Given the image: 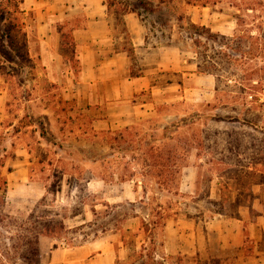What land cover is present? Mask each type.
Returning a JSON list of instances; mask_svg holds the SVG:
<instances>
[{"label": "rangeland", "instance_id": "obj_1", "mask_svg": "<svg viewBox=\"0 0 264 264\" xmlns=\"http://www.w3.org/2000/svg\"><path fill=\"white\" fill-rule=\"evenodd\" d=\"M88 2L24 0L26 15L31 12L34 18L29 21L35 31L29 35L28 48L35 68L32 73L25 68L24 93L10 91L0 79V90H5L0 94V159L5 162L0 171L8 187L5 213L18 221L33 212L41 219L62 222L59 236L40 238V264L50 239L64 249L106 241L115 250L114 264H208L212 259L230 264L239 252L252 262L264 250L263 118L245 110L240 94L226 97L222 90L216 92L214 76L196 66L198 56L189 42L152 46L157 36L168 32L162 24L170 18L165 10L145 19L147 29L134 13L127 20L125 15L127 35L114 16H108L119 50L148 36L147 44L137 46L129 58L130 71L145 75L148 81V88L136 98L141 108L136 106L133 116L128 107L123 109L130 126L151 131L155 138L169 126L171 131L176 129V138L190 141V146L182 157L177 193L160 189L153 180L140 203L135 182L117 179L124 162L132 161L131 155L117 162V167L111 165L116 173L111 181H103L107 162L102 163L98 153L108 147L93 137L103 129L96 122L95 107L87 105L90 89L81 81L76 53L71 54L72 30L85 25ZM173 5L192 22L209 28L218 41L233 35V12L225 4L202 7L176 1ZM132 17L139 27L128 28ZM54 29L60 33V47L37 32ZM172 35L173 40L178 38L176 24ZM198 39L205 41L203 36ZM199 50L203 62L208 45L202 43ZM225 67L221 62L219 70ZM26 110L36 126L29 123V116L24 118ZM39 116L46 117L55 145L49 136L40 135ZM18 122V131L13 132L12 125ZM122 124H114L111 131ZM140 154L132 163L137 171L142 167ZM157 212L166 215L164 227L149 235L141 219L158 221ZM6 231L0 226V264H8L14 256Z\"/></svg>", "mask_w": 264, "mask_h": 264}, {"label": "trees", "instance_id": "obj_2", "mask_svg": "<svg viewBox=\"0 0 264 264\" xmlns=\"http://www.w3.org/2000/svg\"><path fill=\"white\" fill-rule=\"evenodd\" d=\"M176 1L202 7H216L219 4H225L233 12L235 21L233 35L223 36L224 41H218L217 35L213 34L209 28L192 22L185 14L174 10L173 4ZM23 3L24 0H0V77L5 79L6 84L10 86V91L20 90L21 93H24L26 81L23 78L25 68H28L31 73L35 68L28 48L29 35L35 31L29 21L33 22L34 18L31 12L26 15ZM104 4L107 15L114 16L117 24L122 25L121 32L126 35L128 31L123 19L126 14L134 13L147 29L145 19L149 15L164 13L165 10L170 18L164 19L162 24L168 28V32L166 35L157 36V41L152 46H170L172 43L178 46L189 42L198 56L196 66L202 72H208L214 76L216 92L222 90L226 97H229L230 93L240 94L245 110L255 111L257 118L264 120V0H104ZM171 21L177 25L179 35L176 40L172 37L173 24ZM202 36L205 38L202 43L205 47L208 45V56L203 54V62L199 60L202 54L199 48L202 43L198 39ZM147 40L146 35L145 44ZM71 45V54L75 55L73 39ZM121 51L131 58L134 54V47L129 42V45L122 47ZM215 51L220 54L217 56ZM221 62L226 63V69L219 70ZM140 74L131 71L132 76H140ZM220 83L222 88H219ZM26 116H29V123L36 126L32 122V115L27 110L24 118ZM38 118L43 121L40 135L49 136V142L55 145L56 142L51 138L47 128L46 117L39 116ZM19 124L18 122L13 126V132L18 131ZM175 130L171 131L169 126H165L162 128L161 135L156 138L151 131H137L131 126L116 131L96 132L93 137L98 138L108 147V151L98 153V156H102V163L107 162L101 179L105 182L111 181L116 173L114 168L111 169V165L117 167V162L131 155L132 161H126L123 164L122 174L119 173L117 177L119 181H134L135 190L138 187L142 188V196L147 194V189L153 180H156V185L160 189L177 193L183 167L182 157L188 151L190 141L182 142L176 138ZM181 143L183 147H180ZM138 152L141 153L142 167L137 171L133 169L132 163ZM4 163L0 159V169ZM7 171L11 172V169L8 168ZM7 193V177L0 171V226L8 228L9 231L6 232L10 236L7 240L11 242V248L14 251V256L9 259L8 264H40V238L59 236L63 224L56 218L41 219L33 212L27 219L18 221L5 213ZM139 201L143 202L142 198ZM128 203L133 204V202ZM157 213L159 214L158 221L144 217L141 219L142 226L149 235H153L157 228L164 227L166 215ZM149 224L152 225L151 228H148ZM2 257L7 260L5 254ZM2 262L1 264H4V261ZM208 264H221V262L218 259H212Z\"/></svg>", "mask_w": 264, "mask_h": 264}, {"label": "crops", "instance_id": "obj_3", "mask_svg": "<svg viewBox=\"0 0 264 264\" xmlns=\"http://www.w3.org/2000/svg\"><path fill=\"white\" fill-rule=\"evenodd\" d=\"M87 4L90 6L84 13L85 25L72 30L81 81L90 89L85 99L87 105L95 107L93 110L97 111L96 122L101 129L112 130L113 125H117L118 122H122L121 128H124L130 126L132 122L128 121L126 117L128 112L126 111V115L123 109L128 107L133 116L136 106L141 108L143 104L136 102V98L148 88V81L143 74L131 75L130 57L114 46L113 27L104 0H89ZM131 14H126V20L131 18ZM132 20L134 22L128 21V28L139 27L136 19L132 17ZM37 32L45 41H48V37L56 42V46H61L60 33L55 29L49 33L42 30ZM132 42L134 50L137 46H144V38ZM0 79L6 84L3 77ZM1 93L4 94L5 90L1 89ZM134 193L136 199L142 197V192L134 190ZM233 244L231 243L232 246ZM235 246L240 248L238 244ZM239 253L232 257L230 264H264V250L257 253L252 262L250 257L246 255L240 257ZM42 257L44 264H114L116 253L112 244L106 241L64 249L54 239H50L46 245L45 256Z\"/></svg>", "mask_w": 264, "mask_h": 264}]
</instances>
